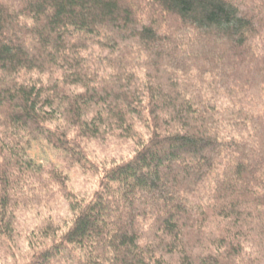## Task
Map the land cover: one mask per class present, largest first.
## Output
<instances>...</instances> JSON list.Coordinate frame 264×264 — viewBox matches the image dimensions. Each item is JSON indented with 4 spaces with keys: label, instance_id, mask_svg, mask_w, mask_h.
Listing matches in <instances>:
<instances>
[{
    "label": "trees",
    "instance_id": "16d2710c",
    "mask_svg": "<svg viewBox=\"0 0 264 264\" xmlns=\"http://www.w3.org/2000/svg\"><path fill=\"white\" fill-rule=\"evenodd\" d=\"M110 137L136 151L78 199L67 171ZM59 194L64 227L42 213ZM22 249L264 264V0H0V264Z\"/></svg>",
    "mask_w": 264,
    "mask_h": 264
},
{
    "label": "rangeland",
    "instance_id": "374dc122",
    "mask_svg": "<svg viewBox=\"0 0 264 264\" xmlns=\"http://www.w3.org/2000/svg\"><path fill=\"white\" fill-rule=\"evenodd\" d=\"M140 134L144 136L146 131L142 130ZM86 145L89 154L88 162L78 164L67 171L68 187L78 199H89L98 187L104 168L108 167L114 160L120 161L131 157L137 148L136 140L118 137H110L105 141H88ZM29 153L37 163L54 162L58 165L62 164L59 153L50 148L44 140L34 141ZM42 213L53 217L63 227L67 226L73 215L69 211V201L63 194H59L56 200L47 204L42 209ZM26 251V249H22L17 253L15 264L26 261ZM13 263L14 258L10 260V264Z\"/></svg>",
    "mask_w": 264,
    "mask_h": 264
}]
</instances>
